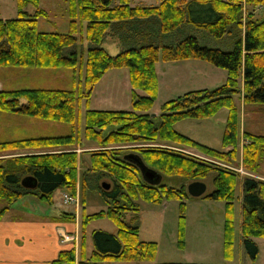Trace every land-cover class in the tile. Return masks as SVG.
I'll list each match as a JSON object with an SVG mask.
<instances>
[{
  "label": "trees",
  "instance_id": "obj_1",
  "mask_svg": "<svg viewBox=\"0 0 264 264\" xmlns=\"http://www.w3.org/2000/svg\"><path fill=\"white\" fill-rule=\"evenodd\" d=\"M130 1L65 0L69 17L66 33L38 31L37 18L47 16L39 7L40 0H16L17 17L0 19V68L75 69L79 62L83 85L77 91L2 89L0 111L73 123L77 106L83 100L88 104L94 85L107 71L121 68L128 70L132 107L131 111L86 110L84 139L98 148L82 152L88 155V160L82 159V154L74 151L82 144L79 136L0 141V217L17 200L27 195L46 203L51 202L52 194L57 189H63L72 196L77 195V169L82 162L83 174H98L99 178L106 177L112 183L107 190L102 189V195L109 204L108 209L86 216L82 224L85 226L92 219L105 217L116 225L117 233L94 231L93 251L88 258L83 256L78 264L152 262L156 257L157 244L140 241L136 217L132 223H127L124 214L138 211L133 202L138 198L148 203H160L163 199L182 200V197L189 195L184 183L176 188L162 181L157 186L145 183L137 166L124 158L125 154L134 153L147 167L159 172L162 180L171 176L187 182L201 181L214 173L211 180L214 189L202 197L226 204L224 250L230 257L237 173L166 148L135 147L132 148L133 152L124 153L118 146L169 143L193 148L225 163L238 162L239 113L234 98L240 97L243 104H264V16L260 21L253 19L255 11L264 10V0H159L156 6H130ZM29 6L34 8L32 14L27 12ZM83 24L88 43L85 57L81 54L78 56L76 52L65 55V49L76 44V35L82 33ZM201 36L203 39L205 36L220 41L222 47L203 44ZM108 38L116 41L120 47L114 56L102 47ZM205 42L211 41L207 39ZM191 59L224 69L227 72L225 83L213 90L189 91L165 102L161 113L151 116L148 111L158 92L156 63L159 60L175 62ZM136 90L144 95H138ZM222 108L228 110V116L221 150L201 145L173 128L178 121L209 118ZM242 139V164L256 171L264 159V135L243 131ZM229 147V150H225ZM45 150L50 151L42 153ZM8 154L16 156L3 158ZM84 161L87 166L83 164ZM27 176L36 179L34 189L21 185V180ZM180 206L183 211V202ZM240 233L246 254L255 259L258 248L252 239L264 238L262 180L250 177L242 179ZM80 238L81 248L84 249L85 237L82 235ZM178 245L183 247L182 227ZM74 262L72 248L60 252L51 264Z\"/></svg>",
  "mask_w": 264,
  "mask_h": 264
},
{
  "label": "rangeland",
  "instance_id": "obj_2",
  "mask_svg": "<svg viewBox=\"0 0 264 264\" xmlns=\"http://www.w3.org/2000/svg\"><path fill=\"white\" fill-rule=\"evenodd\" d=\"M159 0H131L130 6H156ZM39 7L46 13V17L37 18V29L40 32L66 33L68 31L69 17L66 12L65 0H40ZM251 11L250 8H246ZM27 12L32 14L34 8L28 7ZM247 13V11H245ZM247 16V15H246ZM264 10L255 11L253 19L262 20ZM17 17L16 0H0V18L14 19ZM245 17V15H244ZM82 33L77 34V42L72 47L65 49V55L76 52L78 56L84 55L88 48V43L84 37V24ZM82 36V40L81 37ZM207 37L201 36V41L211 47H222L220 41H207ZM220 45V46H219ZM102 47L109 55H116L120 47L116 41L107 39ZM81 54V55H80ZM80 58V57H79ZM75 69L69 67L59 68H38L23 66H5L0 68L1 90L18 89H66L75 91L81 85L80 63L77 62ZM158 79L157 97L152 108L148 111L151 116L161 113L162 106L169 100L189 91L213 90L225 83L227 72L211 64L200 60H184L175 62H163L159 60L155 65ZM239 85L241 79L238 80ZM131 87L126 68L112 69L97 82L91 92L88 104L83 100L76 109V119L73 123H64L51 120H43L37 117L22 115L13 112L0 111V141L10 138L19 139L23 137H55L74 135L81 137V145L74 150L78 155L82 154V159L88 160V155L82 152L98 150L97 145L87 142L84 139V114L89 110H111V111H131ZM136 93L143 96L144 93L136 90ZM238 110L237 138L242 137L243 131L264 135V104H243L240 97L234 98ZM228 110L222 108L209 118L205 119H183L174 124L176 132L200 143L201 145L222 149V137L225 132ZM243 143V140H242ZM122 152H133L135 147H161L173 150L186 156L194 157L198 160L207 161L210 164L222 169H227L239 176L236 181L234 200L232 205V226L233 243L232 252L228 257L224 250V225L226 217V204L223 201H213L204 197L193 198L182 197V200L163 199L160 203H148L140 198L135 199L138 211L126 212L124 220L132 223L134 216L138 225V237L140 241L155 242L157 252L155 260L152 262H131L129 264H160V263H196V264H264V238H253L252 240L258 248L255 259H251L245 252L242 245L240 233L241 213H242V179L250 177L264 181V159L259 163L256 171L248 169L242 164V160L236 163H225L201 154L197 150L189 147L178 146L176 144H133L118 146ZM230 147L228 148V150ZM238 158H241L240 146H238ZM45 150L43 152H49ZM38 153V152H37ZM7 158V157H6ZM83 164L87 166L84 161ZM84 166L80 165V177L77 178L78 196L80 208L79 219L81 222L85 217L100 211H106L109 207L106 199L102 195L101 184L108 181L109 188L111 181L98 174L84 173ZM241 169V170H240ZM238 170L242 171L241 173ZM214 173H210L201 180L206 184L205 194H209L214 186L211 182ZM164 184L171 187H179L187 182L181 178L166 177L162 180ZM63 194H68L63 189H57L52 194V200L44 205L34 196L27 195L21 197L12 206H19L21 209L51 212L56 209L59 212H69L74 214V204H62ZM204 194V195H205ZM203 195V196H204ZM184 208L181 209L180 203ZM40 204V205H39ZM11 206V207H12ZM48 215V214H47ZM183 216V219L181 218ZM83 231L81 236L85 237L86 253L92 250V233L94 231H104L115 235L116 225L108 218L92 219L85 226L81 223ZM183 228V247H179V231ZM81 242V238H80ZM103 264H125V262H110Z\"/></svg>",
  "mask_w": 264,
  "mask_h": 264
},
{
  "label": "crops",
  "instance_id": "obj_3",
  "mask_svg": "<svg viewBox=\"0 0 264 264\" xmlns=\"http://www.w3.org/2000/svg\"><path fill=\"white\" fill-rule=\"evenodd\" d=\"M10 140L14 139L10 138L2 141ZM242 140L241 137L239 143L240 150L242 148ZM225 150H228V148ZM11 156L16 155L8 154L3 156V158ZM238 161H241V158ZM77 170L78 178L80 177V168L78 167ZM78 185L79 183L76 188L77 196L79 192ZM42 203L52 207V204L46 202ZM79 208L80 205L77 208L75 207V212L72 214L64 211L59 212L56 209H50L51 212L47 213V211H44L45 207L43 206L40 208L41 211L37 212L36 209H34V211H29L21 209L16 205L10 207L0 217V264H51V262L57 259L60 252L69 251L72 248L74 249L75 254V262L73 264H78L83 256L88 258L93 251V247L89 254L86 253L85 248H81L80 236L82 232V222L79 219V213L77 215V212L80 211ZM59 230L76 234L77 240L71 244L61 242L58 235ZM85 244L86 243H84V247ZM129 263L125 262V264Z\"/></svg>",
  "mask_w": 264,
  "mask_h": 264
},
{
  "label": "water",
  "instance_id": "obj_4",
  "mask_svg": "<svg viewBox=\"0 0 264 264\" xmlns=\"http://www.w3.org/2000/svg\"><path fill=\"white\" fill-rule=\"evenodd\" d=\"M124 158L126 160L131 161L135 164L141 174L142 180L151 185L157 186L162 181V175L154 169L147 167L139 158L138 155L134 153L125 154ZM21 185L25 188L34 189L37 186V181L32 176H27L21 180ZM103 190H107L109 188V184L107 181H103L101 184ZM187 194L190 197L198 198L202 197L206 192V184L202 181H192L186 186Z\"/></svg>",
  "mask_w": 264,
  "mask_h": 264
},
{
  "label": "built area",
  "instance_id": "obj_5",
  "mask_svg": "<svg viewBox=\"0 0 264 264\" xmlns=\"http://www.w3.org/2000/svg\"><path fill=\"white\" fill-rule=\"evenodd\" d=\"M240 170H238V172L241 173L242 171H240ZM60 200H61L62 204H74L76 208L79 206V199H78L77 195L72 196L69 194H63L62 198ZM58 235H59L61 242H63V243H70L71 244L77 240L76 234L67 233V232H64L63 230H59Z\"/></svg>",
  "mask_w": 264,
  "mask_h": 264
}]
</instances>
